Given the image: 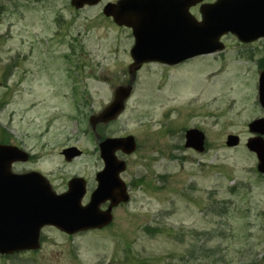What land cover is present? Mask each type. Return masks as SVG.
I'll use <instances>...</instances> for the list:
<instances>
[{"label": "rangeland", "instance_id": "rangeland-1", "mask_svg": "<svg viewBox=\"0 0 264 264\" xmlns=\"http://www.w3.org/2000/svg\"><path fill=\"white\" fill-rule=\"evenodd\" d=\"M103 7L0 0V144L30 155L14 173L37 171L57 192L84 178L87 204L104 168L99 144L137 142L117 153L130 200L111 225L75 235L47 227L39 250L0 264H264V174L246 146L255 100L237 71L251 61L245 48L227 37L223 54L144 65L121 115L94 128L90 118L130 85L133 62L132 33ZM192 128L208 137L202 153L185 147ZM228 135L240 144L227 147ZM71 147L81 154L67 161Z\"/></svg>", "mask_w": 264, "mask_h": 264}, {"label": "water", "instance_id": "water-1", "mask_svg": "<svg viewBox=\"0 0 264 264\" xmlns=\"http://www.w3.org/2000/svg\"><path fill=\"white\" fill-rule=\"evenodd\" d=\"M100 1L73 0L71 5L82 9ZM203 1L178 0L168 5L157 0H120L104 8L106 17H112L119 26L132 29L135 44L131 49L130 85L120 87L113 103L90 119L94 128L98 123L114 121L124 111L136 73L144 64L174 66L199 55L220 51L224 48L220 39L227 33L244 42L264 36V0H218L203 4L199 21L190 14V8ZM261 102L264 104V97ZM258 126L264 128V120L250 124V131L255 132ZM238 144L237 136L228 137V147ZM185 146L203 152L204 134L199 130H188ZM247 147L256 153L258 171L264 173V140L251 139ZM136 148L132 136L100 143L105 168L97 174L98 187L84 206L86 183L83 179H72L69 190L58 196L40 173H13V164L26 162L29 155L15 146L0 145V255L39 249L40 232L45 226L73 235L110 225L113 208L130 199L127 187L120 179L126 164L117 158L116 152L132 154ZM64 155L70 160L80 152L67 149ZM107 202H110L108 209L102 210L101 206Z\"/></svg>", "mask_w": 264, "mask_h": 264}, {"label": "flooded vegetation", "instance_id": "flooded-vegetation-1", "mask_svg": "<svg viewBox=\"0 0 264 264\" xmlns=\"http://www.w3.org/2000/svg\"><path fill=\"white\" fill-rule=\"evenodd\" d=\"M120 0H102L99 5H106V4H116ZM159 3L164 2L165 4H173V1L178 0H157ZM217 0H205V3L211 4L216 2ZM98 5V6H99ZM200 6L192 7L190 9V12L196 16L198 19H200L199 15ZM108 21L113 22L112 18H107ZM119 27V26H118ZM123 29H127L132 33V31L126 27H119ZM227 37H234L236 41L242 46L243 49V56L249 58L251 61L246 62V66H242L240 68H237V71L240 72V77L243 76L246 82H248V86L252 88V95L255 100V103L253 105V112L256 114V117L254 118V121H258L261 119H264V104L261 102V98L264 97V36H261L260 38L253 40L251 42H242L239 40L236 36L232 34H226L222 37L221 41L223 43L226 42ZM227 43V42H226ZM224 44L225 47H227V44ZM247 48V49H246ZM225 51V50H224ZM216 54H223V53H216ZM239 76H236L235 79H238ZM263 78V79H262ZM256 133L255 137H263L262 134V128L257 127L255 129ZM7 144V143H4ZM56 191V190H55ZM57 192V191H56ZM64 191L57 192V193H63ZM45 230V229H44ZM43 230V232H44ZM41 234V242L43 243L44 240V234ZM33 251H25L21 252L19 254H15L13 256H10V258H18L20 256L28 255L32 253Z\"/></svg>", "mask_w": 264, "mask_h": 264}]
</instances>
